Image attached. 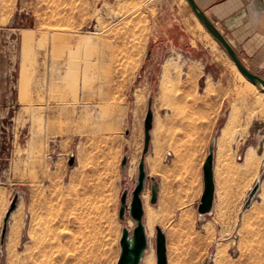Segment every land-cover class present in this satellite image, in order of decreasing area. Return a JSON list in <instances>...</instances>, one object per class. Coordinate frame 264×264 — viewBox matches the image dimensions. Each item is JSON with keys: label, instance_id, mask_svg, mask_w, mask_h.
Here are the masks:
<instances>
[{"label": "rangeland", "instance_id": "obj_1", "mask_svg": "<svg viewBox=\"0 0 264 264\" xmlns=\"http://www.w3.org/2000/svg\"><path fill=\"white\" fill-rule=\"evenodd\" d=\"M188 5L0 0V227L14 197L23 196L0 264H117L122 229L135 226L119 211L136 185L150 98L155 121L146 158L160 173V196L152 205L148 180L143 200L146 227L147 214L155 219L154 248L156 227H166L176 204L194 194L188 166L200 124L216 123L213 138L226 128L221 139L245 143L246 161L264 164V94ZM158 16L163 30L179 23L162 35L169 46L149 42Z\"/></svg>", "mask_w": 264, "mask_h": 264}, {"label": "crops", "instance_id": "obj_2", "mask_svg": "<svg viewBox=\"0 0 264 264\" xmlns=\"http://www.w3.org/2000/svg\"><path fill=\"white\" fill-rule=\"evenodd\" d=\"M195 1L246 66L264 77V13L259 19L254 18L250 9L253 0ZM188 11L193 19L195 13L190 5ZM159 19L160 16L149 42L152 46H169V42L163 43L162 35L178 28L179 23L163 30L165 27ZM224 129H219L215 145L213 207L210 213L202 215L198 207L204 193L203 167L216 132V123L200 124L197 149L188 166L195 179L194 194L183 203L180 200L176 204L180 205L176 206V218L162 228L167 239L168 264H264V164L247 162L249 148H245L246 144L242 142L228 145L221 139ZM249 139L251 141L254 137ZM258 153L262 155V152ZM173 159L164 162L170 164ZM146 168L151 177L158 178L160 173L152 172L147 158ZM162 172L165 170L161 169V175ZM258 179L260 188L247 205ZM147 195L143 194L144 200ZM150 215L147 214L148 220ZM152 220L155 221L153 217ZM234 251L237 252L236 257L233 256Z\"/></svg>", "mask_w": 264, "mask_h": 264}, {"label": "water", "instance_id": "obj_3", "mask_svg": "<svg viewBox=\"0 0 264 264\" xmlns=\"http://www.w3.org/2000/svg\"><path fill=\"white\" fill-rule=\"evenodd\" d=\"M193 12L197 18L204 25L206 30L216 39V41L224 48L228 55L232 58L234 63L240 72L252 83L258 86V88L264 89V77L256 74L239 57L236 50L228 42L223 33L212 22V20L205 14V12L198 6L195 0H187ZM251 11L254 13V18L259 19L264 13V0H253L250 6ZM153 98L149 100V108L144 121L145 139L143 155L139 163L138 174L136 178V185L132 191V198L130 203H127L128 191H125L121 198V208L119 211V218L124 220L126 218V212H129L132 219L135 221L133 229L125 227L122 229L120 238V256L117 264H144L147 251L151 247V240L148 235L147 227L144 222L145 208L143 200V192L146 190L148 180H151V204L156 205L159 201L160 185L158 179L151 177L146 168V155L150 150L152 141V130L154 128V111L152 109ZM216 138L211 140L209 146V153L206 158L203 167L204 175V193L200 200L198 211L200 214L210 213L213 207L214 195H215V182H214V156H215ZM76 157L71 154L68 164L73 166L75 164ZM128 163V157L125 156L122 161V168L125 169ZM260 188V179L256 182L254 188L249 194L247 205L251 203L252 199L256 195ZM18 196H15L8 208L1 230V244H5L6 236L8 232V223L12 212L17 208ZM156 264H168L167 255V239L164 230L160 227H156Z\"/></svg>", "mask_w": 264, "mask_h": 264}, {"label": "bare ground", "instance_id": "obj_4", "mask_svg": "<svg viewBox=\"0 0 264 264\" xmlns=\"http://www.w3.org/2000/svg\"><path fill=\"white\" fill-rule=\"evenodd\" d=\"M186 2H187V0H185ZM194 17H196V19H197V21H198V23H199V25H200V27H202L203 29H206L205 27H204V25L201 23V21L197 18V16H195L194 15ZM13 22V18L10 20V22ZM143 29V28H142ZM209 33V32H208ZM207 33V34H208ZM210 34V33H209ZM23 36H24V39L27 41V39H29V37H30V34L29 33H27V32H24L23 33ZM212 37V36H211ZM93 35L92 34H90V35H87L86 37H84V42L86 43V44H89L90 42H92L93 41ZM216 43V42H215ZM10 47L13 49L14 48V43L13 42H11V44H10ZM10 48V49H11ZM169 59V58H168ZM168 61V60H167ZM171 61V60H170ZM168 64V63H167ZM234 65H235V68L238 70V72L240 73V75H241V77L243 78V79H247L241 72H240V70L237 68V66H236V64L234 63ZM166 73H167V69H165L164 71H163V76H162V83L163 82H165V79H166ZM248 80V79H247ZM249 81V80H248ZM248 84H251V86H252V88L255 90V89H257L258 88V86L257 85H255L254 83H252L251 81H250V83H248ZM260 89V88H259ZM260 90H262V92H263V94H264V89H260ZM227 122H225V124H226ZM229 123H227V125H228ZM247 159L249 160H251L252 159V153H248L247 154ZM18 194V193H17ZM18 202H17V208L12 212V214H11V216H10V219H9V223H8V232H7V236H6V241H8V239H9V236L11 235V232H12V227H13V215L15 214V212L18 210V208L20 207V204H21V201H22V199H23V196H22V192L21 193H19L18 195ZM5 214L6 213H4L3 214V216H2V219H1V227H0V232H1V230H2V226H3V220H4V216H5ZM152 215H150L149 216V222H150V224L152 225V223H153V220H152ZM27 218H28V215H26V218H25V220L27 221ZM25 223V225L27 224L26 222H24ZM129 223L131 224L132 222L131 221H129ZM149 224V226H147V228H148V235H149V237H150V240H151V247H150V249L147 251V253H146V257H145V260H144V264H156V258H155V248H154V244L152 243V237L154 236V229H153V227L151 226ZM11 230V231H10ZM10 232V233H9ZM6 241H5V244H6ZM5 244H1V234H0V257L2 258L3 257V255H4V251H3V248L5 247ZM173 248H175V246L173 247ZM174 249H172V251H173ZM171 251V252H172ZM174 252V251H173Z\"/></svg>", "mask_w": 264, "mask_h": 264}, {"label": "built area", "instance_id": "obj_5", "mask_svg": "<svg viewBox=\"0 0 264 264\" xmlns=\"http://www.w3.org/2000/svg\"><path fill=\"white\" fill-rule=\"evenodd\" d=\"M256 128V127H255Z\"/></svg>", "mask_w": 264, "mask_h": 264}]
</instances>
